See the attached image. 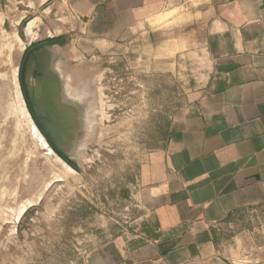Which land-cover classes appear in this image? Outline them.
Listing matches in <instances>:
<instances>
[{
  "label": "rangeland",
  "instance_id": "rangeland-1",
  "mask_svg": "<svg viewBox=\"0 0 264 264\" xmlns=\"http://www.w3.org/2000/svg\"><path fill=\"white\" fill-rule=\"evenodd\" d=\"M191 29L104 42L66 8L0 0V264H87L97 248L130 234L143 210L140 166L165 146L201 66L183 51L193 46ZM41 43L39 62L58 74L59 95L80 103L74 166L48 148L21 88L23 59ZM40 77L32 70L29 83L36 88ZM249 211L232 231L264 241V217Z\"/></svg>",
  "mask_w": 264,
  "mask_h": 264
},
{
  "label": "crops",
  "instance_id": "crops-1",
  "mask_svg": "<svg viewBox=\"0 0 264 264\" xmlns=\"http://www.w3.org/2000/svg\"><path fill=\"white\" fill-rule=\"evenodd\" d=\"M6 1L66 8L104 42L192 27L183 51L201 66L140 166L143 210L87 264H264L263 239L232 231L243 211L264 217V0Z\"/></svg>",
  "mask_w": 264,
  "mask_h": 264
},
{
  "label": "water",
  "instance_id": "water-1",
  "mask_svg": "<svg viewBox=\"0 0 264 264\" xmlns=\"http://www.w3.org/2000/svg\"><path fill=\"white\" fill-rule=\"evenodd\" d=\"M47 44L41 43L26 53L20 69V84L35 127L44 136L47 146L66 163L74 166L69 151L72 148V135L79 125L80 103L67 100L65 94L59 95L58 74L53 71V67L39 62L40 53L47 48ZM32 70L42 73V77L35 79L36 88L29 83Z\"/></svg>",
  "mask_w": 264,
  "mask_h": 264
},
{
  "label": "bare ground",
  "instance_id": "bare-ground-1",
  "mask_svg": "<svg viewBox=\"0 0 264 264\" xmlns=\"http://www.w3.org/2000/svg\"><path fill=\"white\" fill-rule=\"evenodd\" d=\"M65 98L68 100V99H70V97L69 96H67V95H65ZM34 125V124H33ZM37 129V128H36ZM38 131V130H37ZM39 132V131H38ZM40 134V133H39ZM41 135V134H40ZM42 136V135H41ZM47 145V144H46ZM49 148V147H48ZM50 149V148H49ZM51 150V149H50ZM54 154V153H53ZM65 168V167H64ZM67 169L68 168H66V170L65 171H67ZM20 211H22V210H20Z\"/></svg>",
  "mask_w": 264,
  "mask_h": 264
},
{
  "label": "trees",
  "instance_id": "trees-1",
  "mask_svg": "<svg viewBox=\"0 0 264 264\" xmlns=\"http://www.w3.org/2000/svg\"><path fill=\"white\" fill-rule=\"evenodd\" d=\"M54 41H59V40H54Z\"/></svg>",
  "mask_w": 264,
  "mask_h": 264
}]
</instances>
